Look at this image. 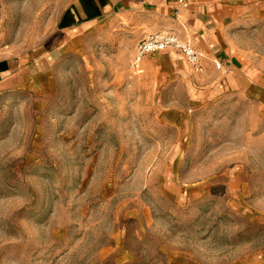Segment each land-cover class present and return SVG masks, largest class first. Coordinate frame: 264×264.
I'll use <instances>...</instances> for the list:
<instances>
[{
    "label": "rangeland",
    "instance_id": "374dc122",
    "mask_svg": "<svg viewBox=\"0 0 264 264\" xmlns=\"http://www.w3.org/2000/svg\"><path fill=\"white\" fill-rule=\"evenodd\" d=\"M93 1L86 20L0 0V264H264V0H220L241 11L232 78L173 49L137 61L184 39L142 0Z\"/></svg>",
    "mask_w": 264,
    "mask_h": 264
},
{
    "label": "crops",
    "instance_id": "0c3cea01",
    "mask_svg": "<svg viewBox=\"0 0 264 264\" xmlns=\"http://www.w3.org/2000/svg\"><path fill=\"white\" fill-rule=\"evenodd\" d=\"M187 3V9H181L168 0H142L141 5L155 10L156 21L151 22V32L163 28L177 31L183 42L204 56V67H212L213 60L232 78V74H236L241 52V46L234 45L235 38L240 34L234 32V27L236 20L240 21L241 11L221 4L220 0H187ZM173 11L177 13L175 19L172 18ZM167 57L169 55H160V59Z\"/></svg>",
    "mask_w": 264,
    "mask_h": 264
},
{
    "label": "built area",
    "instance_id": "2783aa9c",
    "mask_svg": "<svg viewBox=\"0 0 264 264\" xmlns=\"http://www.w3.org/2000/svg\"><path fill=\"white\" fill-rule=\"evenodd\" d=\"M175 2L181 9L188 8L187 0H175ZM170 49L181 52L193 67L198 68L201 54L192 49L177 34L171 31H160L142 39L136 46L135 57L138 61L145 56Z\"/></svg>",
    "mask_w": 264,
    "mask_h": 264
},
{
    "label": "trees",
    "instance_id": "16d2710c",
    "mask_svg": "<svg viewBox=\"0 0 264 264\" xmlns=\"http://www.w3.org/2000/svg\"><path fill=\"white\" fill-rule=\"evenodd\" d=\"M81 6L83 7L85 14H86V20H91L94 18H97L100 16V11L95 5L93 0H79ZM99 3L101 5L105 4L104 0H99ZM81 22V19L78 17L76 11H66L61 19V22L59 24V29H64L71 27L73 25H76L77 23ZM8 71V64L6 61L0 62V76L1 74Z\"/></svg>",
    "mask_w": 264,
    "mask_h": 264
}]
</instances>
